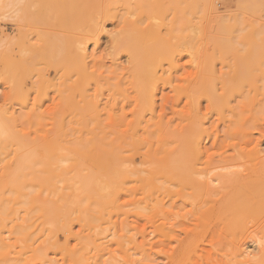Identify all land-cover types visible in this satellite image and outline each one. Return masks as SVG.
<instances>
[{"label": "rangeland", "instance_id": "374dc122", "mask_svg": "<svg viewBox=\"0 0 264 264\" xmlns=\"http://www.w3.org/2000/svg\"><path fill=\"white\" fill-rule=\"evenodd\" d=\"M109 1L113 6L107 3ZM109 1L10 0L7 6H3L1 3L4 1L0 0V117L12 119L10 126L12 134L15 133L13 136L17 140L30 142L35 150H31V153L35 152L31 156L32 167L29 164L30 167L23 172L25 177L22 175L18 179L23 187L22 198L20 194L18 202L7 203L4 200L14 196L6 188L2 190L1 248L4 247L3 252L9 257L23 256L29 261L28 264H42L40 261L47 259L62 263L60 255L53 254L50 246L45 244L50 245L48 228L51 222L54 224L53 221L61 217L66 195L63 199V192H60L61 188L65 191L63 184L56 182L55 185L54 167L47 156H42L45 145L42 139L45 136L56 137L61 122L57 121L63 118L68 97L78 101L83 94L95 98L102 115L117 113L128 122L132 119L134 99L138 95L134 85L136 79L148 86L154 96L155 116L176 127V113L187 109L184 96L177 99L180 89H190L196 84L195 90L199 89L200 92L213 83L216 92L220 93L223 83H238L234 93L241 89V93L258 98L261 102L257 106L239 108L244 123L231 124L229 128L226 118L223 120L210 112L205 98L196 91V95L201 97L197 115L206 129L201 158L218 165V172L214 170V174L219 171L236 172L240 180L236 191L248 178H264V0H193V7L187 5L190 0H178V7L176 0ZM121 3L127 7H122ZM79 49L86 53L85 63ZM126 50H130L131 55ZM72 54L76 56L74 59ZM148 68L151 70L148 71ZM82 69L85 75L81 74ZM186 84L191 86L187 87ZM234 101L232 106L235 105ZM35 115L39 116V122L35 120ZM229 116L228 120L231 118ZM41 132L44 134L41 135ZM139 135L146 137L142 130ZM13 157H1L0 188L5 185L7 171L14 168ZM230 157L235 158L231 160L232 164L224 166L223 162ZM6 161H10L9 165ZM122 197L123 203L127 202L129 206L128 202L132 200L130 196ZM147 204L154 205V202L148 201ZM218 205L216 207H222L221 203ZM141 206L139 211L135 210L136 214L140 213V209L142 211ZM132 207H127L128 216H115L112 221L116 223L123 219L131 226L135 240L147 242L143 247L144 255L136 257L141 264H168V255L177 246L176 241H166L162 245L160 241L163 239L151 232L154 228L150 227L149 217L144 215L147 209L137 216ZM189 210L190 206L182 204L180 215L189 218ZM245 213L247 219L241 232H236L234 238L235 232L225 230L220 220L217 221L222 224L215 219L205 228H198L199 248L186 260L187 264H264V210ZM185 226L175 228L178 240L184 238ZM187 228L192 229V224ZM18 229H21L20 232ZM11 230L15 231L14 235L10 233ZM78 230L75 225L74 231ZM16 232L17 235L21 233V237L15 236ZM235 240L239 242L245 257H234L231 248Z\"/></svg>", "mask_w": 264, "mask_h": 264}, {"label": "bare ground", "instance_id": "6f19581e", "mask_svg": "<svg viewBox=\"0 0 264 264\" xmlns=\"http://www.w3.org/2000/svg\"><path fill=\"white\" fill-rule=\"evenodd\" d=\"M3 1L1 3L3 6H7V3L10 2V0ZM176 1V7H178L179 2L178 0ZM107 3L113 6L110 1ZM171 3L176 4L175 1H171ZM191 3L195 2L190 0L187 5L193 7ZM120 5L124 6L122 3ZM124 7L127 6L125 5ZM175 11L178 12L177 10ZM126 52L131 55L130 50H126ZM81 55L83 56L81 59L85 63L86 53L81 51ZM74 57L76 56L73 55L72 58L74 59ZM78 57L81 56L78 55ZM148 69V71L151 70L150 68ZM81 74L85 75L84 69L81 70ZM230 84L232 83H223L220 93L216 92V87L213 83V86L209 87L207 86L208 84H204L207 87L203 88L204 90L202 89L201 93L198 91L199 89L195 90L196 84L193 85L194 87L189 84L191 86L190 89H180L179 92L177 90V99L179 100L181 96H184L187 109L176 113L178 118L176 127L155 116L154 96L148 90V86L137 82L136 79L134 80V85L138 95L134 99L135 107L132 119L128 122H125V119L117 113L102 115L99 112L98 100L85 94L80 96L79 101L74 97H68L65 100V112L62 114V120L59 119L57 121L61 122L56 137H52V139L45 136V139H42L45 140L44 148L42 147L44 150L42 156H47L48 161L50 160L49 163L54 167L55 185L62 183L66 191H62L61 188L60 192H63L61 194V196L64 195L63 199L66 195V200H64L65 209L64 211L61 209L63 211L61 217L54 213L58 218H54L56 221L53 219L54 224L49 222V227H51L48 228L50 233L47 235L50 236L48 238L50 245L45 244L48 247L50 246L53 254L60 255L61 264H141L136 257L137 255H144L143 247L147 242L145 240L141 242L135 240L134 234L131 232V226L122 221L123 219H118L120 222L117 221L116 223L112 220L115 216L120 218L126 215L128 213L127 207L131 208L133 206L134 212L135 210L136 212L139 211V206H146L145 204L148 201L154 202V205L147 204L148 206L146 207L149 208L141 206L142 211L140 209L139 214H136V212L133 214L140 216L141 212L145 213V209H147V214L144 215L149 217L147 218L150 219L152 224L150 227L154 228L151 232L163 239L160 243L164 245L166 241H176L177 246L168 255V264H187L186 260L196 253L198 243H200L198 242L199 235L197 236L198 228H205L210 224V221L220 220L225 230L227 228L228 230L231 229L233 233L235 232L234 238L237 236L236 232H241L245 219H247L245 211L251 210L254 213H259L264 210L263 177V180L259 176L256 179L248 178L244 180L236 191V185L240 182L236 172L226 171L222 173L221 171L220 173L219 171V173L214 174V170L216 171L218 165H214L212 160H202L201 158L202 140L206 134V129L197 115L201 97L196 95V91L205 98L210 112L217 114L223 120L226 118L225 121L229 123L227 128L232 126L231 124L235 125L243 122L244 119L240 118L242 115L239 108L257 106L261 102L258 98L249 97L241 93V89L237 91L240 95L234 93L236 92L235 89L238 88L236 86L238 83H233L235 86ZM216 86H218L217 83ZM200 87L202 88V86ZM233 100H235L234 106H232ZM262 101L264 102V100ZM228 115L231 117L229 120ZM38 117L36 116L35 120L40 119ZM8 120L0 117V158L6 157L7 159V157L14 155L15 164L14 162L12 163L14 164L12 170L7 171V173L4 171L7 180H5V185L0 189L2 191L6 188L9 191L8 193L14 196L11 199L6 198L7 200H4L7 203L12 202L14 204L18 202L20 194V198L24 195L21 192L23 187L18 182V179L27 168L32 167L30 164L31 156L33 157L35 152L31 153V150L34 149L30 146V142L17 140L13 136L15 133L13 132L12 134L13 130H11L12 127L10 126L12 119L11 121ZM141 130L146 137H140L139 132ZM43 134L41 132V135ZM14 157L11 160H14ZM47 159L46 162H48ZM223 159L220 161L222 162ZM234 159V157L227 159L223 162L224 166L232 164L231 162ZM32 161L34 162V160ZM44 161H41V163ZM87 161L90 163L87 164ZM9 162L6 161V164L9 165ZM220 163H218L219 166ZM215 164L217 163L215 162ZM52 166H50V172L53 170L51 169ZM26 172L29 171L27 170ZM23 177L25 176L23 175ZM57 188L58 186H56V192ZM1 191L0 202L2 197H4L2 196L4 193ZM122 196H126L125 198L127 196H138L139 200L136 201L137 198H134V200L133 197H129V199L134 201L130 202L132 201L130 200L128 202L130 205L128 206L127 202L123 203L124 201L121 200V198L123 199ZM138 202H140L139 206H136ZM220 203L222 207H216ZM182 204L190 206L188 214L191 216L189 218L188 216L180 215ZM150 206L152 207L151 211L149 210ZM15 208L17 209V207ZM9 214L10 212L8 216ZM150 221L148 222L149 224ZM218 221L217 223L222 224ZM170 223L171 227L169 226ZM191 224L193 228H187ZM75 225L79 229L77 232L74 231ZM183 225H186L184 228L186 234L182 240H178L175 228ZM21 229H18L19 232ZM13 232L15 231L11 230L10 233L14 235ZM1 234L2 231L0 229V264H28L29 261L23 259L22 255V257L12 258L3 252ZM19 235L21 233L18 235L17 232L15 233V236ZM16 238L19 239L18 237ZM231 251L234 257L244 256V253H241L240 244L236 240L232 242ZM42 258L44 259L43 255ZM36 262H39V260ZM40 262L42 264H58V261L57 263L54 260L52 262V259L51 261L47 259Z\"/></svg>", "mask_w": 264, "mask_h": 264}]
</instances>
